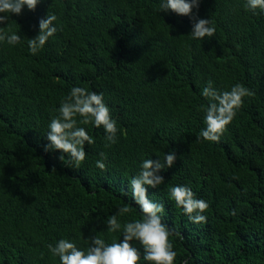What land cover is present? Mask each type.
I'll list each match as a JSON object with an SVG mask.
<instances>
[{"label":"trees","instance_id":"1","mask_svg":"<svg viewBox=\"0 0 264 264\" xmlns=\"http://www.w3.org/2000/svg\"><path fill=\"white\" fill-rule=\"evenodd\" d=\"M160 3L41 0L0 24L21 35L16 45L0 42V264H60L47 248L60 238L82 249L94 234L121 238L104 221L124 205L132 212L122 221L141 215L129 180L143 159L173 151L165 183L146 187L182 235L173 238L175 264H264V12L245 10L246 0H200L193 15L211 19L216 32L193 39L192 19ZM48 11L57 32L32 55L27 41ZM209 80L254 93L218 143L197 139ZM73 86L103 93L120 129L105 148L103 127L85 126L95 143L85 145L79 169L44 150L50 119ZM101 151L105 170L95 164ZM171 185L208 202L206 222L189 220L168 197Z\"/></svg>","mask_w":264,"mask_h":264},{"label":"clouds","instance_id":"2","mask_svg":"<svg viewBox=\"0 0 264 264\" xmlns=\"http://www.w3.org/2000/svg\"><path fill=\"white\" fill-rule=\"evenodd\" d=\"M41 0H0V24H9V14H22L27 6L34 11ZM200 0H161L160 11H169L192 19L193 39L212 38L216 28L211 19L193 15V9H199ZM245 10L256 13L264 12V0H246ZM57 16L48 11L46 17L39 20V32L27 41L29 52L38 54L49 38L57 32L54 22ZM16 45L21 42V35L12 31L9 26L0 27V42ZM207 103L199 106L203 112L205 127L200 130L198 140L220 142L228 126L243 106L244 99L254 95L253 91L242 83L233 84L230 89L220 90L209 80L201 91ZM48 124L46 138L49 141L44 150L60 151L59 159L68 167L79 169L86 158L85 145L95 143L85 126L103 127L105 131V148H110L118 141L116 119L113 118L109 106L104 101L103 93L90 91L86 87L73 86L68 95L61 99ZM64 154H67L65 156ZM67 157V159H66ZM100 159L95 164L101 170L106 169L107 153L101 151ZM177 159L175 151L165 153L159 159L145 158L140 164L139 172L129 180L131 196L139 206L141 215L130 220H121L128 216L132 208L120 206L116 213L107 217L104 223L109 234L119 232L121 238L112 237L111 242L94 234L88 237L86 249L78 247L69 238H60L55 244L49 243L47 248L53 257H58L60 264H141V258L147 264H175L177 252L174 250L173 238H182L179 231L166 224L161 216L164 212L162 203L149 198L148 187L157 188L165 183L162 170L171 168ZM168 197L182 208L192 223L200 224L207 221L204 213L209 208L208 202L197 198L187 185H171L167 188ZM231 215H237L233 209ZM95 231V230H94ZM137 242L140 247L134 245ZM141 248L143 251H141ZM187 264V262H185Z\"/></svg>","mask_w":264,"mask_h":264}]
</instances>
